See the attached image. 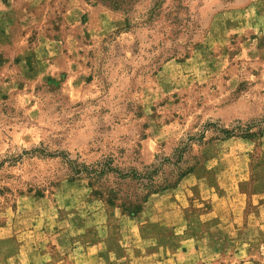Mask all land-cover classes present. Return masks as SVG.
<instances>
[{"label": "rangeland", "instance_id": "obj_1", "mask_svg": "<svg viewBox=\"0 0 264 264\" xmlns=\"http://www.w3.org/2000/svg\"><path fill=\"white\" fill-rule=\"evenodd\" d=\"M186 2L197 32L172 42L125 29L99 0H0V264H70L89 212L125 214L71 179L61 154L158 167L173 186L194 170H233L243 192L233 215L249 212L253 175L264 178V0ZM252 246L264 264V234Z\"/></svg>", "mask_w": 264, "mask_h": 264}, {"label": "crops", "instance_id": "obj_2", "mask_svg": "<svg viewBox=\"0 0 264 264\" xmlns=\"http://www.w3.org/2000/svg\"><path fill=\"white\" fill-rule=\"evenodd\" d=\"M233 174L229 169L189 172L175 186L151 193L134 216L92 210L82 231L87 238L70 251L69 263L145 264L162 256L171 264H219L215 260L228 255L231 262L244 257L243 264H259L252 242L264 234V203L257 200L264 198V178L253 175L249 212L233 215V199L243 198ZM194 190L203 202L192 199Z\"/></svg>", "mask_w": 264, "mask_h": 264}, {"label": "trees", "instance_id": "obj_3", "mask_svg": "<svg viewBox=\"0 0 264 264\" xmlns=\"http://www.w3.org/2000/svg\"><path fill=\"white\" fill-rule=\"evenodd\" d=\"M99 1L111 10L120 12L125 20V29L133 32L141 27L153 29L160 38L172 42L179 41L184 36L190 40L197 32L195 27V31L189 33L186 0ZM140 12L141 14H139ZM221 132L226 137L231 136L229 130L222 129ZM36 150L38 149H32V151ZM43 154L54 156L56 153ZM61 156L68 164L71 179L84 178L87 184L96 193L102 194L107 202L114 203L117 201L123 212L131 216L136 215L141 210L142 204L151 193L173 186L176 181L167 177H160V168L158 167L139 172L133 165L121 167L114 162V157L110 156H103L101 159H95L89 163L85 161L75 162L74 159L65 157L63 154ZM190 170L191 167H185L177 174L176 178L185 175ZM131 185L133 187L130 191L123 189V186ZM35 192L39 194V192Z\"/></svg>", "mask_w": 264, "mask_h": 264}]
</instances>
